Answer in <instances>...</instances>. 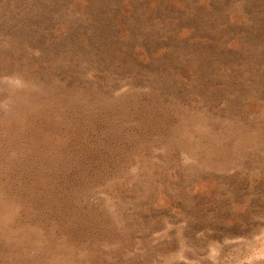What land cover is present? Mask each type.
<instances>
[{
	"label": "rangeland",
	"instance_id": "rangeland-1",
	"mask_svg": "<svg viewBox=\"0 0 264 264\" xmlns=\"http://www.w3.org/2000/svg\"><path fill=\"white\" fill-rule=\"evenodd\" d=\"M0 264H264V0H0Z\"/></svg>",
	"mask_w": 264,
	"mask_h": 264
}]
</instances>
